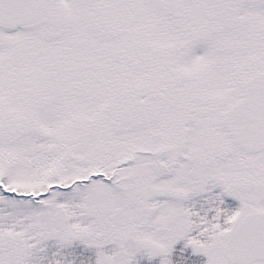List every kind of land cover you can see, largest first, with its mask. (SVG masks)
<instances>
[{
	"label": "snow or ice",
	"instance_id": "obj_1",
	"mask_svg": "<svg viewBox=\"0 0 264 264\" xmlns=\"http://www.w3.org/2000/svg\"><path fill=\"white\" fill-rule=\"evenodd\" d=\"M0 264H264V0H0Z\"/></svg>",
	"mask_w": 264,
	"mask_h": 264
}]
</instances>
